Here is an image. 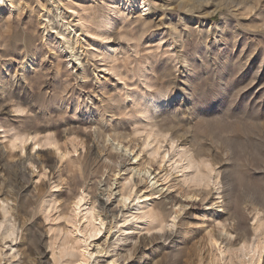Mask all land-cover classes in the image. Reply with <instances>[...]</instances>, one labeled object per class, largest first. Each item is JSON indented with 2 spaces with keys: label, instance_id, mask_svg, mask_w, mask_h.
<instances>
[{
  "label": "rangeland",
  "instance_id": "obj_1",
  "mask_svg": "<svg viewBox=\"0 0 264 264\" xmlns=\"http://www.w3.org/2000/svg\"><path fill=\"white\" fill-rule=\"evenodd\" d=\"M126 2L0 0V264H229L264 235V0Z\"/></svg>",
  "mask_w": 264,
  "mask_h": 264
},
{
  "label": "bare ground",
  "instance_id": "obj_2",
  "mask_svg": "<svg viewBox=\"0 0 264 264\" xmlns=\"http://www.w3.org/2000/svg\"><path fill=\"white\" fill-rule=\"evenodd\" d=\"M133 3H136L137 7L141 10V11H145L148 7L149 4H147L146 0H128V2H126V6L127 7H130ZM108 36V35H107ZM169 101V98H167V96H159V97H155L154 98V101H153V107L156 109L157 107H160L162 106L163 104L167 103ZM149 124V122L147 123ZM146 124V125H147ZM153 127V126H151ZM162 129V128H161ZM148 130H153V128L151 129H148ZM164 131V129H163ZM162 131V132H163ZM161 131H155V133H151V135L149 134V136H153V138L151 139H154L156 138L159 134H163ZM164 135V134H163ZM161 136V135H160ZM47 139V142L48 144H52L54 141L51 140V138H46ZM168 139V138H167ZM172 140V147L174 146V143H175V140L174 138L172 137L171 138ZM21 141H26L27 138H20ZM161 140V139H160ZM163 140V139H162ZM152 141V140H150ZM158 142V140H157ZM156 142V143H157ZM40 143V142H39ZM56 144V142H54ZM156 145V144H155ZM154 145V146H155ZM175 147V146H174ZM170 148V147H169ZM189 149V148H188ZM176 150V149H175ZM159 153V152H158ZM178 153L180 155V159H179V165H177V167H183V168H193V177H194V181L197 182V184H201L202 183H205V184H210L211 182H214V176H216V174L214 175V171H215V168L213 166V164L208 161V159H204V160H199L197 158V155L193 154L191 151H188V150H178ZM65 154H63L62 156H64ZM200 158V157H199ZM203 158V157H202ZM201 159V158H200ZM12 174V173H11ZM23 176V175H22ZM191 176V175H190ZM192 177V178H193ZM15 180L17 182H19L20 184L22 183V180L19 173H16L15 175ZM76 181V180H75ZM24 182V181H23ZM23 185V184H22ZM131 192V191H129ZM127 195V194H126ZM83 198V195L81 194V196L78 198V201L77 203H79V201H81ZM130 198V195L128 196H125L123 197V202L125 203L127 199ZM140 198V197H139ZM146 198L148 200H150L149 196L146 195ZM146 199V200H147ZM21 202V201H20ZM105 203V202H104ZM102 202V206L104 204ZM20 204V203H19ZM145 206H148L147 203L144 204ZM20 206V205H19ZM23 206V205H22ZM104 208V206H103ZM143 208V207H142ZM151 210V209H150ZM148 211L147 212L144 210V216H149L148 218L151 219V218H154L156 219V215H154V211ZM151 221H154V220H151ZM152 223V222H151ZM159 226L160 229H163L165 227V224L162 222H159L157 224ZM156 225V226H157ZM155 226V227H156ZM92 230L94 231L95 234H98L99 232H101L103 230V221H101L99 224L97 225H94ZM29 231V230H27ZM31 231V230H30ZM29 233V232H28ZM32 233V232H31ZM30 233V234H31ZM34 234V233H33ZM29 241H31L34 245L35 244V240L34 238L32 237H28ZM27 239V238H26ZM230 241V238L227 239ZM52 241V240H51ZM68 242V240H65ZM211 241V244L212 246H216L218 241L217 239L211 237L210 239ZM28 243V241H27ZM54 243V242H53ZM56 243V242H55ZM28 245V244H27ZM30 245V244H29ZM52 245V243H51ZM31 246V245H30ZM66 247V246H65ZM20 248H24L23 246H21ZM26 248V247H25ZM28 248V247H27ZM33 249V248H31ZM238 250H242L243 251V255H238L236 250H233L231 252V257H230V263L229 264H236L237 262L239 261H243L245 258L244 257H250V260L251 262L252 261H255L254 259H256V261L258 262H261L262 261V258H263V254H264V235L262 237H260L259 239L253 241V243L251 245H249L246 249L245 247L241 246V247H238L237 248ZM20 250V249H19ZM232 250V249H231ZM21 251V250H20ZM61 251H64V249H61ZM24 252V251H23ZM25 253V252H24ZM55 255V254H54ZM57 257V256H56ZM59 258V257H58ZM88 263V257L86 256V252H84L82 258H81V261L77 264H87ZM22 264H26V263H22Z\"/></svg>",
  "mask_w": 264,
  "mask_h": 264
}]
</instances>
